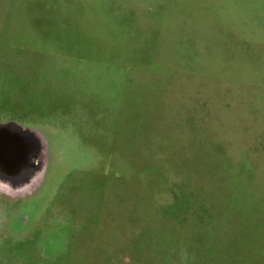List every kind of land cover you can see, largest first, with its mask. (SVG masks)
Returning <instances> with one entry per match:
<instances>
[{
	"label": "rangeland",
	"instance_id": "obj_1",
	"mask_svg": "<svg viewBox=\"0 0 264 264\" xmlns=\"http://www.w3.org/2000/svg\"><path fill=\"white\" fill-rule=\"evenodd\" d=\"M9 121L0 264H264V0H0Z\"/></svg>",
	"mask_w": 264,
	"mask_h": 264
},
{
	"label": "water",
	"instance_id": "obj_2",
	"mask_svg": "<svg viewBox=\"0 0 264 264\" xmlns=\"http://www.w3.org/2000/svg\"><path fill=\"white\" fill-rule=\"evenodd\" d=\"M19 134L21 136L26 134L21 125L14 121L0 123V173L15 174V171L21 170L20 168L26 164ZM9 179L15 180L10 176Z\"/></svg>",
	"mask_w": 264,
	"mask_h": 264
}]
</instances>
